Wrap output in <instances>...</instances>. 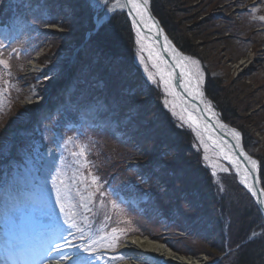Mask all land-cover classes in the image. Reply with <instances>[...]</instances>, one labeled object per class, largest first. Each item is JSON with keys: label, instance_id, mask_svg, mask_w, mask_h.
I'll use <instances>...</instances> for the list:
<instances>
[{"label": "rangeland", "instance_id": "1", "mask_svg": "<svg viewBox=\"0 0 264 264\" xmlns=\"http://www.w3.org/2000/svg\"><path fill=\"white\" fill-rule=\"evenodd\" d=\"M6 1L5 5L0 6L1 22L6 24L0 27L3 33L0 35V45H3L0 47V53L10 58L4 59L9 65L8 69L1 65L4 81L0 83V92L4 94L0 100V236L5 242H12L14 238L17 239L16 236H24L35 228L47 229L48 225L56 222L58 228L52 229L47 240L43 242L50 241L52 244L53 240L59 239L58 242L62 244L64 240L60 237H67L73 245L80 246L81 249L87 244L99 251L100 254L90 256L91 264H131L125 262L127 260H120V256L123 255L121 245L127 241L148 238H151V241L163 242V239L145 233L142 225L153 224L156 216L162 217L164 221V217L170 214L183 227H179L181 245L179 243L177 246L178 242L166 237L171 243L168 244L176 247L175 252L197 259L194 264H222L226 262L228 251L240 249L247 239L249 242L256 239L248 235L238 244L239 237H235L238 230L246 223L251 230L257 224L255 220H246L242 215L239 222V212L231 211L237 200L235 195L231 194V192L235 193V189L223 190V186L219 183L220 178L229 176L238 185L236 187L239 195L248 198L250 202L253 200L247 190L235 180L229 168H223L230 172H222L220 177L215 173L217 171L215 160L218 161V166H222L216 153L207 148L203 138L184 121L165 87L152 74V68L141 57L142 53L138 49L137 36L133 29H131L132 35L126 34L124 40L128 43L125 46L132 47L131 61H127L124 54H114L106 59L108 61L96 57L99 64L94 65L88 63L87 58L92 59L95 56L90 54L85 46L76 42L81 32L74 29L67 6L82 5L81 8L88 11L83 12L80 18L87 20L86 15L88 12L91 13L94 27L104 15L102 0L96 4L94 0H80L81 2L54 0L58 11L61 2L63 3V10L67 12L66 22L59 20L60 14L55 17L50 16L47 7L40 1L39 3L36 0ZM155 2L164 4V0H155ZM198 2L199 0H190L192 8L194 4L198 5ZM216 3L212 10L202 7L201 9L206 11L200 14L197 13L202 10H191L190 4H182L179 10L173 13L175 22L180 23L179 31L184 32L192 40L197 51H204L207 59L205 60L201 55L190 57L185 54V56L192 62L202 88L207 76L220 79L223 83L221 86L232 92L229 96L240 98L242 105L235 104V107H239L238 116L243 119V127L248 131V149L264 157V26L262 29L259 27V23L264 22V0H250V2L216 0ZM148 4L149 0L147 6ZM118 14L123 13H116L111 17ZM111 17L103 18L92 32L98 30ZM232 19L233 21L230 22ZM126 20L128 21L127 17ZM227 21L230 23L226 25ZM233 22L238 26V29H235V32L240 33L238 38L232 33ZM5 32L9 33V37L4 35ZM28 32L32 35L30 42L24 41ZM82 32L88 31L84 29ZM92 32L86 33V39ZM19 38L22 43L16 40L15 45L8 49L9 52L5 50L12 40ZM19 45L24 46L22 51L18 48ZM27 53L29 58L26 62V70L22 71L21 76L31 73L30 79L27 80L29 89L26 96L24 93L22 98H18L23 90L17 88L15 84H10L8 76L15 62L19 63L18 60L23 59ZM71 61L69 73L67 76L62 75L64 81H69L71 87L69 95L63 98L62 103V99L57 103L58 107L44 111L40 119L26 129L25 122L21 125V119L26 120L31 113L37 112L31 110L35 107H28L27 103L37 101L49 81L58 82L59 76L66 71V66ZM119 61L125 64L121 69L117 68ZM104 69L106 76L103 75ZM149 76L152 79H149ZM137 78L140 83L136 81ZM79 80L81 84L76 88ZM94 83L103 87L105 84L108 85L105 86L108 90L104 94L106 103L103 99H98L96 92H93L94 86L96 87ZM25 85L26 83L22 87ZM33 94L38 95L29 99L28 96ZM120 96L127 97L122 101ZM203 98L219 117L209 97L203 94ZM147 100L159 103L158 106L161 107L159 114L150 109ZM138 108L146 110L148 114L146 116L151 117L152 120L157 117L158 120L163 121L166 124L164 127L170 133L169 135L155 133L149 136L154 143L151 140L142 141V145L147 146L150 142L154 146L150 156H145L146 159L140 154V145H138L141 134L138 129H133L129 115H121V119L116 116L118 110L120 113L134 116ZM29 109L31 111L28 112ZM127 131L135 133L131 134ZM173 141L189 148L192 146L191 153L194 160L190 159V153L183 155L185 152H181V147L179 152L168 150L167 147L164 150L160 149ZM131 150H134L138 156L126 159ZM194 150L195 153L198 151L201 154V168L208 173L207 177H210L208 181L206 175L201 174L202 169L199 171V167H195ZM157 156L159 158L156 159ZM162 157L164 158L161 159ZM158 159L164 162V168L167 170V162L177 159L174 166L179 169H176L172 177H170L171 173L166 174V169L161 171L160 175L156 173L157 176L154 178L158 181L159 187V194H156L146 190L153 185L145 182L141 187L138 183L145 181L142 171L146 175L153 174V167L158 165ZM177 162L180 164L177 165ZM175 176L177 182L174 180ZM22 179L29 180L27 184L30 187L19 185L23 184ZM216 185L221 186L219 190ZM207 186L216 188L213 192L214 197L218 194L216 200H213L214 197L204 200V190ZM28 188L44 190L42 191L46 204L44 207L40 202L32 203L34 198L31 199V196L24 191ZM58 192L65 211L72 216L76 228L68 229L64 224L65 213H61L56 206ZM114 192H118V195ZM222 192L230 193L221 197ZM113 204L116 206L114 207ZM48 205L50 209L46 210ZM248 209L249 212L252 210L251 207ZM229 211L232 212V218L227 214ZM173 213H176V218ZM217 221L218 230L223 229V236H228L233 241L231 246L236 247L228 249L224 247L223 251L220 249L221 239L216 231ZM59 224L63 228H60ZM198 225L204 237L195 244L187 240L189 233L186 230ZM69 232L72 235H69ZM149 232L156 236L150 230ZM263 235L264 232L261 237ZM113 236L119 238L118 243L114 248L107 247ZM199 236L195 235L196 238ZM195 245L199 247L194 250L206 249L209 254L201 251L197 254L181 251L182 248L191 251ZM45 249L46 244L37 248V251ZM68 249L70 247L65 250ZM71 250L74 254L75 247H71ZM117 257L119 258L115 260ZM229 262L232 260L229 259ZM132 264L153 263L142 260L133 261ZM256 264H264V260L261 258Z\"/></svg>", "mask_w": 264, "mask_h": 264}, {"label": "bare ground", "instance_id": "2", "mask_svg": "<svg viewBox=\"0 0 264 264\" xmlns=\"http://www.w3.org/2000/svg\"><path fill=\"white\" fill-rule=\"evenodd\" d=\"M136 2L141 5L139 10L132 8L128 0H102L101 3L104 10L103 18H109L116 13L126 15L128 22L137 36L138 49L142 53L141 57L152 68V74L165 87L167 94L172 99V102L184 121L203 138L207 148L216 153L222 166H218V161L215 160L214 163L217 167L215 173L220 177L222 172L229 173L231 171L239 185L246 189L252 196L250 197L261 219L257 223V226L249 231L248 235H250V238L252 236V239L259 238L264 232V189L259 179L258 162L243 147L242 135L234 127L223 122L214 112L213 108L209 106L210 104L203 98L202 86L189 57L185 56V53L169 38L160 21L155 17L147 4L144 5V0H136ZM247 2H250V0H247ZM110 9L112 11H109ZM261 13L262 11H260ZM1 17L2 15L0 14V27L6 25L2 24ZM103 18L97 25L95 24L93 29L103 21ZM59 20L62 21V18L60 17ZM259 24L260 29H262L264 22H260ZM5 33L4 35L9 37V33ZM1 34L3 33L0 30ZM31 37V32H28L27 39L24 41H31ZM16 40L22 43L20 38L12 40L5 50L8 51V49L14 46ZM47 40L50 42L49 38ZM21 46L19 45L18 48L22 51L24 46ZM6 57H8V60L10 59L9 56H4L0 53V60H4ZM28 58L29 53L23 59L18 60L19 63L15 62L13 69L9 72L8 80L10 84H15L17 88H22L23 90L22 94L17 96L18 98H22L21 96L24 93L26 96L29 89L27 80L30 79L29 76L31 73H26V76H21L22 71L26 70ZM71 63L72 61L66 66L67 73H69ZM62 75L63 73L59 76L60 80L58 82L57 80H51L44 90L42 89L43 94L41 95L43 97L40 95L37 101L27 103L28 107H35L34 109L30 108L31 110H36L37 112L31 113L26 120L25 118L21 119V125L25 122L26 129L30 128L34 121L40 119V116L45 110H49L52 105L58 103L61 99L62 103L63 98L69 95L71 91L69 81H64ZM1 81H4V77L0 65V83H2ZM25 83L26 85L22 87ZM3 95L0 92V100ZM35 95L37 96L38 94ZM33 96L34 94L28 96V98L31 99ZM53 101L54 103L51 104ZM38 108L43 111H40ZM30 109L28 112L31 111ZM17 112L21 113L19 111ZM17 112L14 113L17 114ZM253 160L256 162L255 167L252 165ZM225 167L229 168L230 171L223 169ZM142 229H145L144 225H142ZM151 240V238H148L124 242L121 245L123 255L120 256V260H127L125 262H131V264L133 261L138 262L142 260L149 261L153 264H194L197 260L175 252L163 242L159 243V241ZM248 242L247 239L246 243ZM16 251H18L17 254L12 252L9 255L5 254L3 260L1 261L0 259V262H5V264H8V261L11 260H18L17 262H20V264H40L41 262V257L36 252ZM53 258L54 260L50 262L48 260L47 264L65 263L60 259H55L56 257ZM118 258H115V260Z\"/></svg>", "mask_w": 264, "mask_h": 264}, {"label": "trees", "instance_id": "3", "mask_svg": "<svg viewBox=\"0 0 264 264\" xmlns=\"http://www.w3.org/2000/svg\"><path fill=\"white\" fill-rule=\"evenodd\" d=\"M38 1H40L41 4H43L47 7L48 14H50V16L55 17V16H59V14H60L62 21L64 20L66 22L67 19L65 18L66 17L65 15L67 14V12H69V16L71 17L70 20H71L72 24L74 25V29L75 30L77 29L78 31L81 32L78 39L76 40V42L85 46V48H87L88 52L90 54L92 53L93 56H95L92 59L90 57L87 58L88 63L98 65L99 63H98V61H96L97 60L96 57H99L100 59L108 61L106 59H109L110 56L114 55V54H118V55L124 54L125 59L127 61L132 60V47H131V45H130V48L128 46H125L127 42H124L126 34L129 36L132 35V33H131L132 28L130 27L128 21L126 20V17L123 14H118L115 17H111L109 19V21L104 23L98 30H96L95 32H92L93 31V24H92V20H91L92 14L88 12V15H86L87 20H82L80 18V16L82 15L83 12L88 11V10L87 11L83 10L81 8L82 5L75 4L72 7L67 6L68 11L66 12L63 10V3L62 2L60 5L61 8L58 11V8L56 7L57 5L55 6L54 0H36V2H38ZM169 1L170 0H164V4H158V2H155V0H149L148 6H149L150 10L152 11V13L160 21L161 25L163 26V28L166 31L169 38L173 41V43L182 52H184L186 55H188L190 57H196V56L201 55L206 60L207 58L205 56L204 51H197V48L195 45H193L192 40L187 35H185L184 32L179 31L180 30V23L175 22L176 18L174 17L175 15H173V13H175L177 10H179V8L182 4H190V0H184L183 2L181 0H176V1L172 0L170 2ZM218 1L224 2L226 0H218ZM6 2H7L6 0H3V1L1 0L0 6H1V4L5 5ZM192 2H196V1H192ZM198 3H199L198 5H196L197 3L194 4L196 6L193 5V8H192V5L190 4V9L191 10H200L203 7V8H211V10H212L214 5L217 4L216 0H199ZM57 4H58V2H57ZM188 6H186V8H189ZM0 10H2L1 7H0ZM201 10L202 11H199L197 14H200L203 11H206L204 9H201ZM232 21H233V19L230 22H232ZM230 22L227 21L226 25L229 24ZM232 25H233L232 31L234 30V32H232V33H235L234 37L238 38L240 33H238L237 31H236L237 33L235 32V29H238V26L234 22ZM84 29H86L89 32H92L87 39L85 37L86 33L82 32ZM228 29H229V27H228ZM252 42L255 43L254 41H252ZM127 45H128V43H127ZM124 65L125 64L122 61H119L117 68L120 67L119 69H121L124 67ZM113 73H115V72H113ZM103 75L106 76V70L105 69L103 71ZM136 81L139 82L138 78L136 79ZM79 84H81L80 80H79L78 84L76 85V88L79 87ZM222 84L223 83L220 79H214V78L212 79V78H209L207 76V78L204 81L202 92L205 96L209 97L210 101L212 102V106L214 107V109L216 110V112L219 115V118L222 121L226 122L227 124H230L231 126L236 127L238 130H240L241 135H242L243 147L245 148V150L250 155H252L258 161V172H259L260 183H261L262 188L264 189V157L260 156L259 153L249 151L248 146H247V133H248V131L243 127V123H242L243 119L238 116L237 111L239 110V107L238 108L235 107V104L242 105V101L239 100L240 99L239 97L229 96V94L231 95L232 92H230V90L221 86ZM105 86H108V85L105 84ZM105 86L103 87V86H99L97 84L96 87L94 86L93 92L94 93L96 92L95 95H97L98 99H103L104 102L106 103V100L104 98V96H105L104 94H105V92H107L106 90H108V89H105ZM143 87L146 88V86H142V88ZM117 96H119V95H117ZM155 96L157 98L156 93H155ZM126 97L127 96H123V97L120 96V99L123 101V99H125ZM147 101L150 104L149 105L150 109L155 110L159 114L160 108H161L160 106H158L159 103L157 101L155 102L152 100H151V102L149 100H147ZM134 113H135L134 116H132L129 113L128 114L120 113L118 110V111H116V116H117V118L121 119V115H125V116L129 115L130 120L133 122L132 123L133 129H138V131L141 134L138 145H140V154L142 155L143 158L146 159V157L150 156V152H153L152 149L154 148V146H152L153 145L152 143H154V142L149 138V136H152L155 133L156 134L157 133H164V134L167 133L168 135L170 133L164 127V126H166V124L163 121L158 120L157 117L155 118V120H152L151 117H150L151 118L150 119L149 117H147L148 114H146V110H144L143 108L136 109V111ZM149 113H150V111H149ZM127 132L131 133V134L135 133L132 131L131 132L127 131ZM188 134H189V132H188ZM144 140H147V141L151 140L152 143L149 142V144H147V146L142 145V141H144ZM133 141L134 140L132 139V142ZM186 141H187V139H186ZM138 145H137V147H139ZM166 147L168 150L173 149V150H177V152H179V150H180L179 147H181V152H183V151L185 152V153H183V155L190 153V159L194 160V158L192 157V153H191V150H193L192 146H191V148H189V146L179 145V144L175 143V141H173L172 143L170 142V144H168V145H163L160 149L164 150V148H166ZM134 152H135L134 150H131L129 155H127L126 159L136 158V156H138V155ZM194 153H195V150H194ZM194 153H193V156H195V158H196L195 167H199V171H200L202 169L201 168V157H200L201 154L198 151H197V153H195V154ZM160 156H162V155H160ZM164 157H162L161 159H163ZM155 158L157 159L159 157L157 156ZM158 161H159L158 165L153 167V171L155 172V173L153 172L154 175L152 173H149L146 175V173L142 171V174L144 175L145 181L138 183L139 186H141V187L145 185L144 184L145 182L147 184L149 183L150 185H153V187H151V186L147 187L146 190L155 192L156 194H159V192H158L159 187H158V181H156V178H154V177L157 176L156 173H158L160 175V172L164 171L166 169V168H164V162H162V160H160V159H158ZM176 161H177V159L173 160V161L170 160L169 162H167L168 170L166 169V171H167L166 174L171 173L170 177H172L173 173L176 172V169H179L178 167L175 168V166H174V163ZM179 164L180 163L177 162V165H179ZM200 172L202 175L204 174V175H206V177L208 176V173H206V171L204 169H202V171H200ZM146 178H147V181H146ZM208 179H210V177H207V181H208ZM174 180H176L175 182H177L178 179L176 176H175ZM204 181H206V180H204ZM219 183L221 186H223V190H225V188L226 189H235V193L231 192V194L233 193L235 195V197L237 198V200L235 201L236 204H234V208L231 211H235V212L238 211L239 212L238 213L239 222H241L240 216L242 215V217L245 218L246 220L247 219L255 220V223L257 224L261 218H260V215L257 213L258 210L256 209L255 204L253 202H250V200L248 198H246V197L244 198V197L239 195V193L237 192L238 189L236 187L238 185L235 184V181H232V179L229 176L228 177L223 176L220 178ZM220 185H218V187L216 185V188L218 190H219V187H221ZM216 188H214V187L209 188L207 186V188L204 190V195H203L204 200H205V198L206 199L207 198L212 199V197H214L213 192L216 191ZM239 192H240V190H239ZM226 193L228 194L230 192H222L220 196L222 197ZM216 197L218 198V194L215 195L213 200H216ZM211 202H213V201H211ZM229 206L231 207V203L229 204ZM248 207L252 208V210L250 212H249ZM185 209H188V208H185ZM231 211H229V213H227V214L232 218V216H231L232 212ZM173 215L175 216V218L177 217L176 213H173ZM227 220H229V218ZM217 223H218V221H217ZM220 224L222 225V222H220ZM144 226H145V229H144L145 233H147L151 237L163 239L164 240L163 242H165L173 250H176V247L173 246V244L170 245L171 244L169 242L170 240H169V238H166V237H170V238H172V240H174V242H178V243H176V245L181 242L182 237L179 236V234H180L179 232H181V228H179V227H183V226L181 225V223L179 221L172 218L171 214L168 217H164V221H162V217L156 216L155 222L153 224H145ZM218 228H219V223H218V227L216 228V231H217V234L219 235V237L221 239L220 249L223 251L224 247H226L227 249L232 248V247L233 248L236 247L235 245L231 246V243L233 241L228 236L224 237L223 236L224 235L223 229H220V231H219ZM222 228H223V226H222ZM149 230L151 232L155 233L156 236H153L152 234H150ZM250 230L251 229H249L247 223L245 225H243V228L238 230L237 234L235 235V237L236 236L239 237L238 240L240 242L237 240L239 242L238 244L241 243L242 239H245L248 236V233ZM186 231H188V233H189L188 237H187V240H189V242H194L195 244H197L196 241H198L204 237L201 234L202 230H201V227L199 225L197 227H194V228H192L190 230H186ZM225 231L227 233V230H225ZM196 234H198L200 236L198 238H196L195 237ZM243 236H245V237L243 238ZM168 243H170V244H168ZM199 244H201V242H199ZM180 245H181V243H180ZM177 246H179V245H177ZM184 246H186L185 243H184ZM198 247H199L198 245H195V247H193L191 249V251L183 250V248L181 249V247H178V248L181 249V251L183 253H184V251H187L188 253H191V254H197V252L201 251V252H205V253L209 254L208 251H206V249H202V250H198V251L194 250V249H198ZM221 250H220V252H221ZM227 256L228 257H226V262H223L222 264H230V263L231 264H256V263H259L261 258L264 260V235L262 237L260 236L259 238L252 240L251 242L245 243V245H242L240 247V249H238V250L233 249L232 251H229ZM229 259L232 260V262H229ZM244 261H246V262L244 263Z\"/></svg>", "mask_w": 264, "mask_h": 264}, {"label": "snow or ice", "instance_id": "4", "mask_svg": "<svg viewBox=\"0 0 264 264\" xmlns=\"http://www.w3.org/2000/svg\"><path fill=\"white\" fill-rule=\"evenodd\" d=\"M128 2L131 4L132 8H134V9L139 10L141 8V5L138 4L136 2V0H128ZM147 2H148V0H144V5H146ZM96 3H99V0H94V4H96ZM109 11H112V9H110ZM0 47H3V45H0ZM13 51H15V49H13ZM0 65H3L5 69H7L9 67L7 61H4V60H0ZM161 78L163 79V77H161ZM149 79H152V77L149 76ZM81 155H83V152H81ZM255 164H256V162L253 160L252 161L253 167H255ZM93 180L95 182V178H93ZM114 194L118 195V192H114ZM56 206L59 207L61 213H65L64 224L67 226V228L68 229L76 228L77 226H76V223L73 220L72 216L68 215L65 211V206L62 202V199L60 197L59 192L57 193ZM113 206L115 207L116 205L113 204ZM77 230H79V229H77ZM69 235H72V233L69 232ZM60 238L64 240V246L63 247H70V248L75 247V249H76L74 254H65V253H63V247L61 246V244H59V243L54 244L52 250H54L58 253H62L60 256L61 261L67 260L68 264H91L90 256L95 251L94 246L86 244L81 249L80 246L73 245L72 242L67 239V237L61 236ZM118 241H119V238L116 236H113L112 239L110 240V242L107 244V247L114 248L116 246V244L118 243ZM85 253H87L89 255H84Z\"/></svg>", "mask_w": 264, "mask_h": 264}]
</instances>
